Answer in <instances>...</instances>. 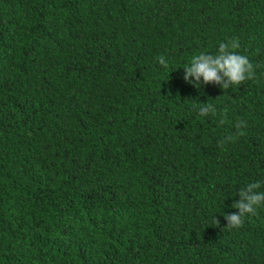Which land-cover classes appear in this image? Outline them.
<instances>
[{
  "label": "trees",
  "instance_id": "obj_1",
  "mask_svg": "<svg viewBox=\"0 0 264 264\" xmlns=\"http://www.w3.org/2000/svg\"><path fill=\"white\" fill-rule=\"evenodd\" d=\"M231 38L253 79L184 81ZM257 181L264 0H0V264H264Z\"/></svg>",
  "mask_w": 264,
  "mask_h": 264
},
{
  "label": "clouds",
  "instance_id": "obj_2",
  "mask_svg": "<svg viewBox=\"0 0 264 264\" xmlns=\"http://www.w3.org/2000/svg\"><path fill=\"white\" fill-rule=\"evenodd\" d=\"M239 48L236 38L219 43L218 50L215 54L201 52L191 57L188 66L184 67L183 79L186 83L191 84L195 88L202 85L213 84L227 90L232 85H239L245 80L253 79L255 76L254 66L247 56L238 54L235 49ZM158 63L167 68L168 61L161 55ZM227 108L224 109L222 118L219 123L223 124L226 119ZM217 108L211 103H201L199 106V115L208 116L215 115ZM247 127L243 120H238L235 124L237 129L236 135H228L217 140V146L223 147L229 141H235L238 136L245 133L241 130ZM261 188V182L248 183L238 192L239 199L232 204V208L238 212L224 213L226 220L225 228H237L244 222L246 215H254L258 207L264 206V191H258ZM216 225L219 220L215 218Z\"/></svg>",
  "mask_w": 264,
  "mask_h": 264
}]
</instances>
